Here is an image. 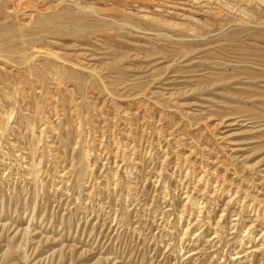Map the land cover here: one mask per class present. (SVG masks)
<instances>
[{
    "label": "rangeland",
    "instance_id": "1",
    "mask_svg": "<svg viewBox=\"0 0 264 264\" xmlns=\"http://www.w3.org/2000/svg\"><path fill=\"white\" fill-rule=\"evenodd\" d=\"M249 2L0 0V264H264Z\"/></svg>",
    "mask_w": 264,
    "mask_h": 264
},
{
    "label": "bare ground",
    "instance_id": "2",
    "mask_svg": "<svg viewBox=\"0 0 264 264\" xmlns=\"http://www.w3.org/2000/svg\"><path fill=\"white\" fill-rule=\"evenodd\" d=\"M207 1V0H206ZM218 1V0H217ZM248 2L250 1V0H247ZM262 1V0H261ZM227 2V1H226ZM252 2H254V1H252ZM5 3V2H4ZM219 3V2H218ZM246 3V2H245ZM250 3V2H249ZM173 4V3H172ZM206 4V3H205ZM207 4H208V2H207ZM210 4V3H209ZM216 5V4H215ZM212 6V5H211ZM214 6V5H213ZM157 9V8H156ZM171 9V8H170ZM159 10V9H158ZM157 11V10H156ZM155 11V12H156ZM162 11V10H161ZM154 12V11H153ZM168 12V11H167ZM157 13V12H156ZM166 13V12H165ZM169 13V12H168ZM183 14V13H182ZM169 15V14H168ZM183 16H184V14H183ZM181 17V16H180ZM187 17V16H186ZM191 18V17H190ZM183 19V18H182ZM184 19H186V18H184ZM193 19H195V18H193ZM189 20H191V19H189ZM194 21V20H193ZM196 21H198V19H196ZM16 43H17V41H16ZM20 43V42H19ZM8 44V43H7ZM14 44V43H13ZM9 45V44H8ZM7 45V46H8ZM11 45V44H10ZM18 45V44H17ZM13 47H14V45H13ZM9 49V48H8ZM17 51V50H16ZM22 52V51H21Z\"/></svg>",
    "mask_w": 264,
    "mask_h": 264
}]
</instances>
